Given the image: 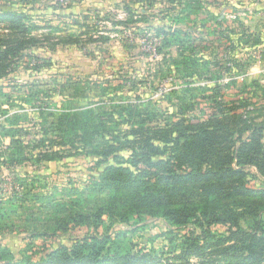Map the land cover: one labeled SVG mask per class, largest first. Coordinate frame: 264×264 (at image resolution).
<instances>
[{"label":"trees","instance_id":"obj_1","mask_svg":"<svg viewBox=\"0 0 264 264\" xmlns=\"http://www.w3.org/2000/svg\"><path fill=\"white\" fill-rule=\"evenodd\" d=\"M174 1H180L187 13L184 19L199 16L208 5V0ZM31 19L24 9L0 11V26L6 30L0 34V80L20 60L31 58L26 52L39 44L34 36L38 27ZM219 21V42L235 45L236 36L249 38L241 22L232 27L226 19ZM163 35L170 48L172 43ZM231 70L227 67L224 72ZM249 83L230 101L224 91L236 87L235 82L200 88L199 98L191 87L173 91L179 101L177 113L131 104L117 113L105 100L110 97V82L86 83L82 88L81 83L72 84L99 94L100 101L93 105L71 108L69 100L65 110L39 107L44 135L57 137L46 142L98 157L96 169L101 172L86 188L87 199L83 195L81 200L66 202L36 196L41 204L21 206L29 209L21 225L10 218L16 208L2 211L1 233L33 230L32 238L45 241L43 249L31 245L18 262L0 243V264H168L169 257L178 264L204 259L264 264V104L259 102L264 100V86L255 79ZM38 94L31 95L35 101L42 100ZM198 108L205 117L202 112V116L191 115ZM123 124L127 130L120 129ZM42 142L40 149L53 148ZM123 150L129 151L128 158L117 156ZM61 153L40 150L34 157L37 162H52ZM158 221L167 229L161 235L169 245L164 250L139 248L130 239ZM79 228L88 233L72 245L46 247V240L69 236Z\"/></svg>","mask_w":264,"mask_h":264},{"label":"rangeland","instance_id":"obj_2","mask_svg":"<svg viewBox=\"0 0 264 264\" xmlns=\"http://www.w3.org/2000/svg\"><path fill=\"white\" fill-rule=\"evenodd\" d=\"M207 3L199 16L184 19L187 13L180 1L174 0H0V11L24 9L29 13L38 27L34 36L39 40L26 52L31 58L20 60L0 80V215L16 208L17 213L10 218L18 226L29 216V209L24 207L41 204L36 196H54L66 202L81 200L83 195L87 199L86 188L101 172L96 169L98 157L65 151L68 148L57 143L50 145L46 138L57 137L44 135L38 113L39 107L51 105L65 110L69 100L71 108L99 102L101 97L94 90L81 89L86 83L110 82V97L105 100L107 107L117 113L128 104L177 113L179 101L172 92L187 87L196 89L194 94L199 98L200 88L235 82L236 87L231 85L224 91L230 101L251 79L264 86V0ZM217 19H226L232 27L241 22L249 38L239 40L236 36L235 45L219 42ZM118 22L125 23L116 25ZM5 31L0 26V34ZM163 34L172 43L170 48L165 46ZM228 48L230 51H222ZM36 57L41 60L36 61ZM227 67L232 68L231 73L224 72ZM79 83L81 88L72 85ZM36 92L42 100H34L31 95ZM259 102L264 104V100ZM199 103L207 107L205 101ZM201 112L205 117L200 108L191 115L202 116ZM120 129L127 130L128 126L123 124ZM43 140L53 148L40 149ZM40 150L62 153L52 162H37L34 156ZM129 154L123 150L117 156L128 158ZM251 185L260 187L257 183ZM166 231L158 221L129 237L139 248L162 251L169 246L161 237ZM21 232H0V243L17 262L31 245L43 249L45 241L32 238L33 230ZM87 233L86 228L73 230L69 236L46 240V247L70 246ZM168 264L178 263L169 257ZM188 264L225 263L204 259Z\"/></svg>","mask_w":264,"mask_h":264}]
</instances>
